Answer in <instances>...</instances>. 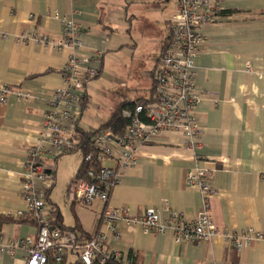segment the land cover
Instances as JSON below:
<instances>
[{"label": "crops", "instance_id": "0c3cea01", "mask_svg": "<svg viewBox=\"0 0 264 264\" xmlns=\"http://www.w3.org/2000/svg\"><path fill=\"white\" fill-rule=\"evenodd\" d=\"M221 5L215 22L203 28L204 46L195 59L196 84L208 94L198 107L203 134L195 153L186 147L182 134L164 132L155 143L140 148L134 165L118 167L107 202L111 209L126 210L130 219L142 217L148 207L169 208L193 219L202 207V196L187 185L186 175L196 165L205 166L215 188L208 203L216 234L199 244L177 243L170 233L146 231L125 220L117 224L118 236L106 231L98 201L86 206L69 199V185L82 168L84 155L64 150L54 160L56 177L48 190V205L51 213L60 214L61 227L71 229L62 230L66 239L91 238L105 230L107 248L120 250L127 260L135 256L136 264H264V239L255 237L264 235V0H222ZM176 13L177 0H0V88L11 89L7 102L0 101V240L37 236L36 222L16 220L25 211L21 184L28 149L38 142L41 123L51 109L50 94L64 86L61 70L74 52L21 37L38 32L58 39L62 17L72 16L83 32L79 51L102 53L95 61L100 71L96 79L102 80L110 54L129 50L130 66L140 55L134 79L116 80L106 89L105 81H87L78 126L91 132L103 126L124 99L151 98L153 75ZM142 79L148 83L147 93L133 99L129 85L134 83L131 89L141 91ZM101 91L119 97L110 112L90 107ZM105 164L117 165L113 160ZM23 217L31 218L27 213ZM226 231L241 235L251 231L254 240L238 250L227 241ZM27 260L24 249L15 255L0 249V264ZM76 260V253L66 258L70 263Z\"/></svg>", "mask_w": 264, "mask_h": 264}, {"label": "built area", "instance_id": "2783aa9c", "mask_svg": "<svg viewBox=\"0 0 264 264\" xmlns=\"http://www.w3.org/2000/svg\"><path fill=\"white\" fill-rule=\"evenodd\" d=\"M221 2L177 0V13L171 20L169 37L153 75V97L123 111V116L130 120L123 133L106 128L96 130L92 135L94 151L84 157L85 176L70 183L68 197L86 206H93L98 201L106 231L115 232L118 236L117 224L125 220L140 224L146 231L170 233L177 243L190 241L199 244L216 234L208 203L215 188L212 173L205 166L196 165L186 175L187 185L202 196V207L193 219H187L183 213L169 208L160 210L155 207H148L142 217L130 219L125 216L126 210L111 209L107 202L117 182L118 167L127 169L134 165L140 148L155 143L164 132L182 134L186 147L195 153L203 134L198 107L208 98V94L196 84L195 59L204 46L203 28L215 22L218 13L223 10ZM55 15L59 17L58 13ZM62 21L63 33L58 39L38 32L21 37L36 45H52L58 50L71 47L74 52L61 70L64 86L50 94L51 109L41 123L38 142L28 149L26 174L21 184L25 211L19 212L18 217L29 214L37 224V236L16 238L9 243L0 240V249L11 255H15L18 249L26 250V264H48L50 258L59 264L69 253H76L81 264H93L96 260L104 264L110 259L129 264L120 250L107 248L105 230L91 238L68 240L61 228L50 221L48 190L55 182L54 160L64 150L78 147V142L73 145L70 140L80 121L78 106L83 98L81 93L87 81L100 74L95 61L102 55L100 52L94 55L81 53V28L72 16L65 15ZM10 91L9 86L0 88L1 102H7ZM107 160H113L117 165H106ZM249 232L241 235L226 231L224 235L229 243L241 250L254 240ZM255 237L264 239L262 233H257Z\"/></svg>", "mask_w": 264, "mask_h": 264}, {"label": "trees", "instance_id": "16d2710c", "mask_svg": "<svg viewBox=\"0 0 264 264\" xmlns=\"http://www.w3.org/2000/svg\"><path fill=\"white\" fill-rule=\"evenodd\" d=\"M151 91H152L151 92V98H152L153 97V89H151ZM151 98H149V99L140 98L139 100H137L135 102H132L129 99H124L118 105V107L115 109V111L112 113L110 119L103 126H101L98 130L109 128L118 134L123 133L127 129V127L129 126V123H130V120L123 116V111L125 109H132V108H134V106L137 103L144 101V100H151ZM83 101H84V99L82 100V102ZM94 133H95V131H91V132L85 131L84 129L80 128L77 124L76 129H75L71 139L78 142V147L69 148L68 151L80 150L83 153L84 157L88 153L93 152L94 149H93V146L91 143V137ZM84 176H85V163L83 162L82 168L80 169L76 178H80V177H84ZM59 218H60V214H57L55 211V212L51 213L50 221L52 223L53 222L57 223L59 225V227L61 228V230H71L68 228L61 227L62 225H61ZM16 220L20 221V222H29L30 220L32 222H35V220L32 217L31 218H25V219H24V217H18ZM72 230L76 231L74 229H72ZM66 258H67V256H65L63 261L59 264H81L80 261H78V260L71 262V263L67 262ZM128 260H129V264H136L135 256L130 255L128 257ZM48 264H57V263L53 258H50V261ZM93 264H101V263H99V261L96 260V261H94ZM104 264H122V263H121V261L110 259V260L106 261V263H104Z\"/></svg>", "mask_w": 264, "mask_h": 264}, {"label": "rangeland", "instance_id": "374dc122", "mask_svg": "<svg viewBox=\"0 0 264 264\" xmlns=\"http://www.w3.org/2000/svg\"><path fill=\"white\" fill-rule=\"evenodd\" d=\"M131 52L129 50L124 52H119L116 54H110L109 57H107L106 59V63L104 66V70H103V74H104V78L102 79H96L97 77L91 78L88 80V82L90 81H105V85L103 86V88L106 89V85L107 84H111L112 82H123L125 80H127L129 78V76H133V79L135 78V67H137L138 64V60L140 58V55H136L135 56V62L133 66H130V59H131ZM118 60L117 65H113L112 61H116ZM128 62V63H126ZM128 64V65H126ZM117 80V81H116ZM143 80V79H142ZM141 80V81H142ZM124 85H121V87ZM135 84L133 83V85H129L128 88V93L131 95V97H133V99H136L138 97H140L143 93L142 96L145 95V91L147 93V88H148V83L146 82V80H143L142 85L139 86V88H141V86H144V88L140 91L137 90H132L131 88L134 87ZM120 87V88H121ZM119 92V88L115 89V91ZM137 92H139V94H137ZM142 92V93H141ZM95 99L93 101V104L90 105L92 110H95L96 108H98L99 106L101 107H105L104 110H106L107 112H110V109L112 108V106H114V104L117 102L118 100V96L116 95H112L111 93L106 94L105 92L101 91L99 94L95 95ZM89 107V108H90ZM88 108V109H89ZM105 113V112H104ZM102 116V115H101Z\"/></svg>", "mask_w": 264, "mask_h": 264}]
</instances>
